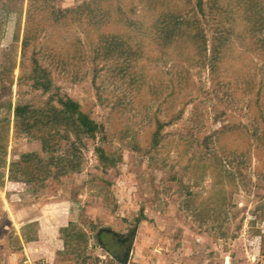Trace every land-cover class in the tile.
Listing matches in <instances>:
<instances>
[{
    "label": "rangeland",
    "instance_id": "rangeland-1",
    "mask_svg": "<svg viewBox=\"0 0 264 264\" xmlns=\"http://www.w3.org/2000/svg\"><path fill=\"white\" fill-rule=\"evenodd\" d=\"M87 1L53 4L65 9ZM177 3L184 16L201 18L209 47L212 31L206 8L203 15L195 0ZM26 6L27 0H0V264H20L25 254L42 262L31 258L34 247L41 249L47 264H122L115 254L124 252L125 264H264V250L254 233L264 228V220L253 214L264 202V153L249 144L260 145L255 135L263 122L256 105L236 88L215 90L208 71H202L193 76L183 116L165 127L163 145L144 154L156 102L134 100L105 71L94 85L91 53L75 25L47 26L21 58ZM33 59L61 93L78 101L108 132L106 146L118 159L107 172L98 168L96 143L88 138L78 143L70 136L56 150L43 152L38 140L12 132L13 107L48 95L31 86ZM254 60L256 79L264 89V58ZM157 66L165 69L158 60ZM194 106L196 114L191 116ZM158 116L165 118L163 112ZM233 127H239V133H232ZM29 152L74 167L55 177L61 167L54 165L42 183L21 181L19 175L18 181H8V162ZM205 156L223 160L233 176V184L225 186L231 196L223 211L209 200L218 191L213 172L208 170L196 186L188 168L189 160ZM205 207H215L217 216L197 213ZM23 232L39 242L26 243ZM61 241L70 251H59Z\"/></svg>",
    "mask_w": 264,
    "mask_h": 264
},
{
    "label": "trees",
    "instance_id": "trees-1",
    "mask_svg": "<svg viewBox=\"0 0 264 264\" xmlns=\"http://www.w3.org/2000/svg\"><path fill=\"white\" fill-rule=\"evenodd\" d=\"M54 1L27 0L20 40L21 58L37 43L47 26L79 28L91 53L94 85L100 72L105 71L107 76L124 85L134 100L143 105L148 101L156 102L157 112L147 131L144 154L150 155L161 147L165 127L183 116L188 103L185 95L194 87L193 76L206 70L215 90L236 88L248 98L250 105H256L263 122L261 133H254L260 145L249 144L252 150L264 153V89L256 79L254 60V57L264 58V0H195L201 14L204 15L206 8L210 21L209 47L201 18L195 14L184 16L178 0H134L135 3L89 0L65 9L55 8ZM18 14L21 18L22 11ZM157 60L163 62L164 70L157 66ZM31 80L33 89L48 95L45 99L36 97L13 107L12 132L38 140L43 152L56 150L60 141L70 136L78 143L85 137L96 143L98 168L107 172L114 166L118 158L109 145L106 146L109 134L104 126L93 120L78 101L61 93L60 87L53 84L48 72L34 59ZM196 110L195 106L190 110L191 116ZM160 112L164 113V119L158 116ZM239 130V127L231 129L236 134ZM207 156L192 158L188 168L192 170L196 186L208 170L213 172V185L218 191L209 200L223 211L231 196L225 186L233 184V176L223 160ZM64 164L52 156L43 158L34 152L22 153L8 162L7 180L18 181L19 175L21 181L42 183L52 166L61 167L55 177L74 167ZM1 165H6L4 159ZM212 208L197 209V213L217 216L215 207ZM253 214L264 218V202ZM27 227L32 228L33 224ZM254 233L264 250V234L260 230ZM23 237L27 243L34 241L35 235L23 232Z\"/></svg>",
    "mask_w": 264,
    "mask_h": 264
},
{
    "label": "crops",
    "instance_id": "crops-1",
    "mask_svg": "<svg viewBox=\"0 0 264 264\" xmlns=\"http://www.w3.org/2000/svg\"><path fill=\"white\" fill-rule=\"evenodd\" d=\"M36 236H37V238H39L40 237V232L39 231H37V234H36ZM60 236V235H59ZM17 237H18V241H22L21 240V237H20V233L17 231ZM39 240V239H38ZM17 241V242H18ZM37 242H39V241H33V243L35 244V243H37ZM56 244H57V242H56ZM58 246H59V251H62V252H65V251H70V250H68V249H66V248H64V244L62 243V241H61V243H58L57 244ZM54 248H55V246H54ZM74 249H76V247L74 248ZM101 249L103 250V248L101 247ZM126 250V249H125ZM118 251H120V250H118ZM29 253H31L30 255H31V258L33 257L34 259H37V260H41L44 264H47L48 263V261H46L44 258H45V256H42V254H41V249H39L38 247H34V250L33 251H31V252H29ZM43 253L45 254L46 253V251H43ZM60 253V252H59ZM23 254H25V252L23 253ZM126 254L127 253H121V255H119V254H115L117 257V259L120 261V263H122V264H125L124 262H125V256H126ZM34 255H35V257H34ZM49 255H51V254H49ZM123 255V256H122ZM21 258H23V256H21ZM39 258H41V259H39ZM21 260V259H20ZM72 262H73V260H71ZM41 262V263H42ZM65 264V263H64Z\"/></svg>",
    "mask_w": 264,
    "mask_h": 264
},
{
    "label": "built area",
    "instance_id": "built-area-1",
    "mask_svg": "<svg viewBox=\"0 0 264 264\" xmlns=\"http://www.w3.org/2000/svg\"><path fill=\"white\" fill-rule=\"evenodd\" d=\"M264 220V218H262ZM264 222V221H263ZM261 232L264 234V228H261ZM20 264H42L41 262H35L33 260H31L27 254H25V256L23 257V259L20 261ZM91 264H101V263H91ZM102 264H110V263H102Z\"/></svg>",
    "mask_w": 264,
    "mask_h": 264
},
{
    "label": "flooded vegetation",
    "instance_id": "flooded-vegetation-1",
    "mask_svg": "<svg viewBox=\"0 0 264 264\" xmlns=\"http://www.w3.org/2000/svg\"><path fill=\"white\" fill-rule=\"evenodd\" d=\"M127 249V248H126Z\"/></svg>",
    "mask_w": 264,
    "mask_h": 264
}]
</instances>
